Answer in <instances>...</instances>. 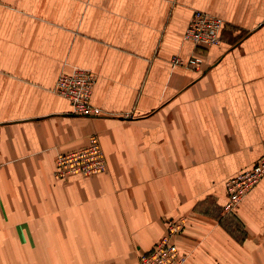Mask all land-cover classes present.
Returning a JSON list of instances; mask_svg holds the SVG:
<instances>
[{"label": "crops", "instance_id": "crops-1", "mask_svg": "<svg viewBox=\"0 0 264 264\" xmlns=\"http://www.w3.org/2000/svg\"><path fill=\"white\" fill-rule=\"evenodd\" d=\"M197 9L224 21L208 48ZM75 68L98 115L54 91ZM91 134L106 171L58 176ZM263 152L264 0H0V264H138L182 218V264H264V176L221 212Z\"/></svg>", "mask_w": 264, "mask_h": 264}, {"label": "built area", "instance_id": "built-area-1", "mask_svg": "<svg viewBox=\"0 0 264 264\" xmlns=\"http://www.w3.org/2000/svg\"><path fill=\"white\" fill-rule=\"evenodd\" d=\"M224 21L203 10H194L184 38L191 41L197 48H208L220 41ZM205 60L204 53L198 49L187 60L174 56L173 64H187L198 68ZM95 82L93 72L83 68H75L70 73L58 76L54 91L67 98L71 104V112L83 116H95L100 109L90 103V96ZM56 174L67 176L80 174L92 176L107 169L102 150L94 135H89L84 147L66 153H58L55 158ZM264 176V152L255 164L226 180L227 200L224 205L225 213L235 212L241 199ZM184 219H169L166 223V232L148 252L138 255V264H182L185 256L181 255L175 238L184 226Z\"/></svg>", "mask_w": 264, "mask_h": 264}, {"label": "rangeland", "instance_id": "rangeland-1", "mask_svg": "<svg viewBox=\"0 0 264 264\" xmlns=\"http://www.w3.org/2000/svg\"><path fill=\"white\" fill-rule=\"evenodd\" d=\"M77 115V114H76ZM83 116V115H82ZM91 135H94V136H96V138H97V142H98V144H99V146H100V148H101V150H102V153H103V155H104V159H105V162H106V164H107V160H106V157H105V154H104V151H103V149H102V146H101V143H100V140H99V137H98V135L97 134H91ZM88 138V137H87ZM86 143H87V140H86ZM86 143L83 145V146H81V147H84L85 145H86ZM81 147H78V148H81ZM75 149H77V148H75ZM72 150H74V149H72ZM72 150H68V151H65V152H59V153H66V152H69V151H72ZM225 184H226V182H225ZM226 187V186H225ZM227 191V190H226ZM228 195V194H227ZM226 202V201H225ZM224 205H225V203L222 205V207H221V212L223 213V214H228V215H230V214H234L233 212L232 213H225V209H224ZM184 225H185V223H184Z\"/></svg>", "mask_w": 264, "mask_h": 264}, {"label": "bare ground", "instance_id": "bare-ground-1", "mask_svg": "<svg viewBox=\"0 0 264 264\" xmlns=\"http://www.w3.org/2000/svg\"><path fill=\"white\" fill-rule=\"evenodd\" d=\"M208 47H210V46H208ZM260 181V180H259Z\"/></svg>", "mask_w": 264, "mask_h": 264}]
</instances>
